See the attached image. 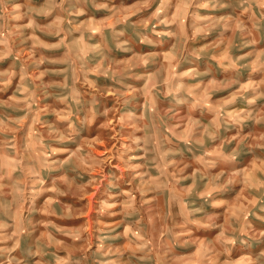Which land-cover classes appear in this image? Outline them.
<instances>
[{
    "label": "rangeland",
    "instance_id": "obj_1",
    "mask_svg": "<svg viewBox=\"0 0 264 264\" xmlns=\"http://www.w3.org/2000/svg\"><path fill=\"white\" fill-rule=\"evenodd\" d=\"M0 264H264V0H0Z\"/></svg>",
    "mask_w": 264,
    "mask_h": 264
}]
</instances>
